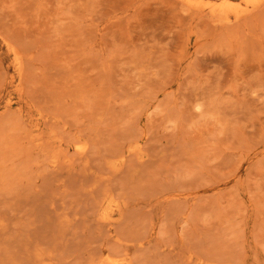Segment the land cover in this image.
Listing matches in <instances>:
<instances>
[{"label": "rangeland", "instance_id": "374dc122", "mask_svg": "<svg viewBox=\"0 0 264 264\" xmlns=\"http://www.w3.org/2000/svg\"><path fill=\"white\" fill-rule=\"evenodd\" d=\"M0 264H264V0H0Z\"/></svg>", "mask_w": 264, "mask_h": 264}]
</instances>
